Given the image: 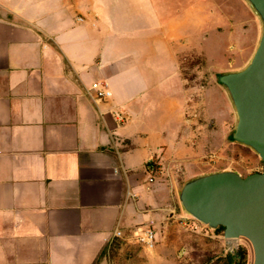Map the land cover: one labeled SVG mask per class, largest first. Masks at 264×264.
<instances>
[{"label": "crops", "instance_id": "crops-1", "mask_svg": "<svg viewBox=\"0 0 264 264\" xmlns=\"http://www.w3.org/2000/svg\"><path fill=\"white\" fill-rule=\"evenodd\" d=\"M165 6L0 0V264H108L113 247L129 257L144 225L176 210L178 183L229 145L228 121L182 69L189 30L209 17L195 6L166 20Z\"/></svg>", "mask_w": 264, "mask_h": 264}, {"label": "rangeland", "instance_id": "rangeland-1", "mask_svg": "<svg viewBox=\"0 0 264 264\" xmlns=\"http://www.w3.org/2000/svg\"><path fill=\"white\" fill-rule=\"evenodd\" d=\"M195 6L209 18L203 22L200 32L193 27L189 30L193 51L181 56L186 87L194 92V97H213L215 115L228 121L230 143L204 157L193 177L228 169L243 171L246 175V167L257 164L264 170V162L255 150L233 140L237 114L226 88L218 80L220 73L239 70L250 62L261 37V20L247 0H166V20L182 16L186 8L193 10ZM222 97L224 101L229 99L228 110L225 104L221 105ZM213 126L218 128L216 118ZM185 182L184 179L178 183L179 190ZM168 204L176 210L170 211L159 223L157 246L139 247L126 258L113 247L110 251L113 262L108 264H228L229 254L233 255L235 264L244 248L247 250L245 264L254 263V250L248 239L229 243L224 231L193 217L181 204L177 192L174 197L170 196Z\"/></svg>", "mask_w": 264, "mask_h": 264}, {"label": "water", "instance_id": "water-1", "mask_svg": "<svg viewBox=\"0 0 264 264\" xmlns=\"http://www.w3.org/2000/svg\"><path fill=\"white\" fill-rule=\"evenodd\" d=\"M258 14L262 33L250 62L218 75L237 114L234 141L255 150L264 162V0H247ZM179 199L197 220L224 227L229 243L248 239L254 263L264 264V170L242 174L233 169L195 176L185 182Z\"/></svg>", "mask_w": 264, "mask_h": 264}, {"label": "built area", "instance_id": "built-area-1", "mask_svg": "<svg viewBox=\"0 0 264 264\" xmlns=\"http://www.w3.org/2000/svg\"><path fill=\"white\" fill-rule=\"evenodd\" d=\"M93 89L96 91L99 98H107L111 96V91L107 88L106 84L95 82ZM161 171V164L154 160L148 163V172L150 174V181H154L155 176ZM158 224L155 219L149 220L143 227L142 233L138 237V241L147 249H154L158 243ZM115 237L123 238L125 234L122 230H117Z\"/></svg>", "mask_w": 264, "mask_h": 264}, {"label": "trees", "instance_id": "trees-1", "mask_svg": "<svg viewBox=\"0 0 264 264\" xmlns=\"http://www.w3.org/2000/svg\"><path fill=\"white\" fill-rule=\"evenodd\" d=\"M232 138H233V136H232ZM215 229L218 230V231H224V227L223 226L217 227ZM239 254H240L239 258L237 259L238 262H236L235 264H242V263L245 264L246 258H247V250L244 248V249L240 250ZM227 258H228V264H233V259H232L233 255L229 254Z\"/></svg>", "mask_w": 264, "mask_h": 264}]
</instances>
